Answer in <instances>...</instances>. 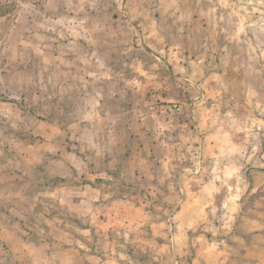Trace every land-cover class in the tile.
Wrapping results in <instances>:
<instances>
[{"label":"rangeland","instance_id":"374dc122","mask_svg":"<svg viewBox=\"0 0 264 264\" xmlns=\"http://www.w3.org/2000/svg\"><path fill=\"white\" fill-rule=\"evenodd\" d=\"M0 264H264V0H0Z\"/></svg>","mask_w":264,"mask_h":264}]
</instances>
